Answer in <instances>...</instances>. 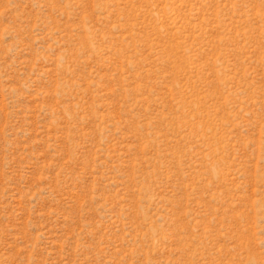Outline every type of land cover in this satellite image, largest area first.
I'll return each instance as SVG.
<instances>
[{
  "label": "rangeland",
  "instance_id": "obj_1",
  "mask_svg": "<svg viewBox=\"0 0 264 264\" xmlns=\"http://www.w3.org/2000/svg\"><path fill=\"white\" fill-rule=\"evenodd\" d=\"M0 264H264V0H0Z\"/></svg>",
  "mask_w": 264,
  "mask_h": 264
}]
</instances>
